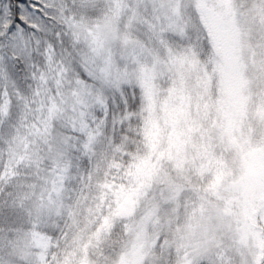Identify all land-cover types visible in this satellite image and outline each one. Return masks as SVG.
Masks as SVG:
<instances>
[{
  "label": "snow or ice",
  "instance_id": "obj_1",
  "mask_svg": "<svg viewBox=\"0 0 264 264\" xmlns=\"http://www.w3.org/2000/svg\"><path fill=\"white\" fill-rule=\"evenodd\" d=\"M0 264H264V0H0Z\"/></svg>",
  "mask_w": 264,
  "mask_h": 264
}]
</instances>
